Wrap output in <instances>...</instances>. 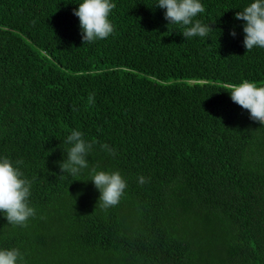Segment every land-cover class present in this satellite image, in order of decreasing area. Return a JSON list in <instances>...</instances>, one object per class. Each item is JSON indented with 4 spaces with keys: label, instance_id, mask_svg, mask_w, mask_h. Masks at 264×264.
Segmentation results:
<instances>
[{
    "label": "trees",
    "instance_id": "obj_1",
    "mask_svg": "<svg viewBox=\"0 0 264 264\" xmlns=\"http://www.w3.org/2000/svg\"><path fill=\"white\" fill-rule=\"evenodd\" d=\"M81 2L0 0V159L35 210L26 226L0 212V250L18 264H264V125L227 90L264 85V48L247 52L235 18L254 0H201L193 22L210 31L190 38L158 0H111L113 33L84 44ZM73 130L95 142L78 176L57 163ZM93 167L126 181L116 206L97 205Z\"/></svg>",
    "mask_w": 264,
    "mask_h": 264
},
{
    "label": "clouds",
    "instance_id": "obj_2",
    "mask_svg": "<svg viewBox=\"0 0 264 264\" xmlns=\"http://www.w3.org/2000/svg\"><path fill=\"white\" fill-rule=\"evenodd\" d=\"M156 6L166 9L165 18L169 24L184 26L181 33L185 38L205 37L210 31V27L202 24L200 20L193 22L194 17L205 11L201 0H158ZM115 7L111 0H82L79 3L74 14L80 21L83 44L107 38L113 33L114 27L109 15ZM235 18L245 22L243 43L247 52L254 47L264 48V0H254L242 11L236 12ZM231 35L236 36L235 30ZM227 90L230 91L233 102L248 110L251 119L264 125V85L244 80L239 84H229ZM89 101H93L91 95ZM64 143L71 146L63 148L66 158L57 162L61 173L68 172L72 176H78L83 169L89 167L88 157L95 142H86L81 131L73 130ZM101 147L109 154L116 155L115 150L108 144ZM22 163V160L16 161L17 165ZM90 175L91 181L100 192L97 205L102 209L116 206L127 186L120 172L97 171L93 167ZM22 177L23 173L9 158L0 159V212L4 213L8 224L26 226L29 218L35 215V210L28 203L31 182ZM138 182L143 184L146 180L140 176ZM22 259L18 249L0 250V264H18Z\"/></svg>",
    "mask_w": 264,
    "mask_h": 264
}]
</instances>
